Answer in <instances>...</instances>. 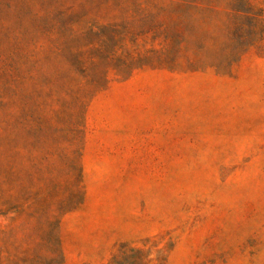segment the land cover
I'll return each mask as SVG.
<instances>
[{"label": "rangeland", "instance_id": "1", "mask_svg": "<svg viewBox=\"0 0 264 264\" xmlns=\"http://www.w3.org/2000/svg\"><path fill=\"white\" fill-rule=\"evenodd\" d=\"M0 264H264V0H0Z\"/></svg>", "mask_w": 264, "mask_h": 264}]
</instances>
